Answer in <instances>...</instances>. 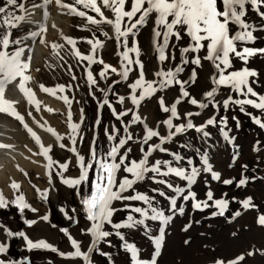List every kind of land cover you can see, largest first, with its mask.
Instances as JSON below:
<instances>
[{
	"label": "rangeland",
	"instance_id": "obj_1",
	"mask_svg": "<svg viewBox=\"0 0 264 264\" xmlns=\"http://www.w3.org/2000/svg\"><path fill=\"white\" fill-rule=\"evenodd\" d=\"M29 1L33 2L34 0ZM1 3H6V0H1ZM62 3L63 5H70L80 9L86 12L88 16L96 19L94 13L88 11L90 9L76 4L75 0H62ZM63 8L65 9V7ZM8 10L14 13L16 8L9 7ZM68 16L63 41L58 40L54 46L49 47V55H44L33 66L35 68L32 67V71L35 74L37 85H40L39 87L43 86V89L54 90L55 95L60 99L67 97L71 101L68 105H72L71 109L77 117L74 118L71 114L72 111L66 114H70L71 118L67 116L64 117V120L61 118V120H57L54 117L58 121V125H53V127H51V122L40 114L28 112V117L31 121L36 120L34 116L39 117L38 121L43 124V129L47 133H49L46 130L48 128L56 130L55 132H60L57 134L63 139L57 140L54 136V141L59 144L62 154L61 159L57 162L60 164L68 163L69 167L67 171L60 169L58 164L57 167L54 166L52 168V174L55 175L54 177L51 176L52 179L54 178L52 186L54 194L53 196H47L46 199L42 195L36 197L34 202H37L39 207L36 208L33 203H31L32 205L29 204L36 211L25 209L21 213L16 206L11 205L4 208L3 211L1 210L0 214V219L5 223L9 221L14 223L15 229L11 230L13 233L23 232L29 240L37 242L32 236L27 234V231L31 229L28 231L31 235L39 241L47 242L58 249V251L53 252L45 249L29 250L23 237L7 236L6 228L4 227V244L7 245V252L0 255V260H3L5 264H83L81 259H70L60 255V253H71L74 251L68 237L61 229H67L72 237L80 242L81 249H86L85 244L89 240L87 227L89 229L91 222L87 219L82 200L89 196L93 190L92 180L95 176V170L89 172L88 182L82 183L78 187H70L64 184L62 180L67 175L69 177L65 178L70 179L80 176L81 170L77 154L83 156L85 162H88L91 159L90 151L94 147L97 153L102 156L121 137H126L128 132L131 133V129L134 126L131 120L119 119L118 121L112 111L116 95L122 93L131 97L132 91H129L126 83L127 86L120 83L123 80L120 81L121 78L117 72L108 70L104 77H101L99 72L100 70L104 71L105 64L111 66V68H118L119 66L118 53L114 47L113 37L110 36L108 24L102 26L89 23L87 20L79 18V16L71 14ZM4 30L0 28V33L4 32ZM20 36L21 33L18 30H11V39L17 40ZM37 36L33 38V42L39 41L40 37ZM69 39L75 41V44L67 43L66 40L68 41ZM89 40L105 43L104 50L100 54L99 52L95 54V60H102L103 64L99 62L89 63L86 59H80L76 55L77 52L81 56L93 55L92 45L87 43ZM73 46L77 52L72 49L74 48ZM20 47H22V43L11 46L8 51L12 52ZM257 64L259 65V62ZM89 72L96 81L95 85H91L88 81ZM61 87L64 89L63 92L59 91ZM36 89L39 92L42 90L41 88ZM130 97L129 109L133 113L136 110V106L132 103ZM233 98L240 99L239 96L235 95ZM105 100L108 101V104L103 103ZM109 105H111V108ZM116 110H120V108L118 107ZM120 111L117 113H121ZM245 113H251V115ZM2 114L16 125H19V120L15 117L5 113ZM210 117L215 119L216 123L207 125L205 132L213 134L206 137L203 132L201 135L196 134L197 131L196 133H193L194 131L182 133L181 136L168 142V153L159 152V158L163 161H169L171 167H178L176 166L177 161L173 159L172 155V153H177L184 158L181 160V167L185 169L190 167L198 168L200 163L197 152L199 143L202 142L200 150L202 160L205 155L203 154L205 151L203 148L206 140H214L220 135V132L218 133L220 130L215 127V125H218L217 119L219 118L222 121V118L226 117V123H230L233 126V131L228 141L231 148H222L218 151L219 155L218 153L215 154V159L214 157L211 158L214 160V166H211V168L214 172L220 174V180L212 179L210 182L211 174L204 171L202 163L200 165L202 173L200 172L196 177L195 183L190 186V189L196 193L197 200L201 201L207 199L206 192L211 190L214 199L223 198L229 202L228 209L223 216L214 215L219 210L211 206L212 201H208L210 207L199 211L193 209L192 200L185 202L182 197H178L177 207H183L184 214L180 215L171 212L169 211L168 198L172 197V195L174 196V189H169L164 184L155 183L151 179L153 174L148 173L145 180L134 185V188L136 191L153 198V207L163 210L166 216H171L170 223L160 225L158 221L146 219L140 214L131 211L132 208L136 207L146 208L147 205L143 204V202L114 201L112 205L117 209L112 217L113 223L125 224L129 215L137 220L144 219L143 225L118 230L123 234L124 241L133 244L138 249V258L140 260L149 261L152 259L155 252L154 239L157 238L158 230L161 231V228H163V243L161 253L156 258L157 264H215L216 260H223L225 264H228L229 261L236 260L240 256H243L244 259L239 264H264V226L257 222L258 217L264 215V128L259 127L253 121V117H258L264 122V115L261 116V114L250 108H245V112H241L238 105L229 104L227 110L221 105ZM236 122L237 124L235 125ZM226 123L223 121V124ZM71 124L79 126L78 134L74 137V144L72 142ZM125 124L129 125L128 132L124 131ZM113 126L119 130V134L113 132ZM106 130L116 136L115 141L108 140ZM61 144L65 145V147H61ZM141 146L147 150L144 145H140L137 149L134 137L132 141H129L125 149H132L129 154L130 159L137 160V154L140 152ZM72 148L76 149V153L71 151ZM125 149H121V153ZM229 151L233 153L230 155ZM189 159L193 161L191 166L187 164ZM72 168L75 169L73 170ZM162 171H166L163 166ZM242 178H247L248 183L245 186L237 187V183ZM156 179L165 180L172 184L174 188L181 185V188L185 189V194H187L189 189V185L185 180L182 181L172 175L158 176ZM224 180H232L233 183L225 185L223 183ZM154 189L164 192L165 195H159L158 192L153 191ZM131 194V191L124 193L126 196ZM249 197L255 207L245 210L240 202ZM236 212L241 214L234 216ZM151 215L152 213L149 211V216ZM68 216L72 217V219H68ZM43 217H47V219L45 220ZM27 221H35V223L29 226L26 223ZM39 221L46 222L48 230L50 229L49 231L52 233L51 236H48L50 239L48 237H40L33 232ZM3 224L0 223V226ZM188 225L191 226L188 227L187 231H184L183 229ZM104 230L112 234L105 242L99 245V252L93 251L90 253L92 264H133L131 254L123 247L124 241L116 235L117 230L113 229L111 225H105ZM91 240L92 237L87 246L91 244ZM100 252H105L109 255L104 256ZM249 253H252V255H249Z\"/></svg>",
	"mask_w": 264,
	"mask_h": 264
},
{
	"label": "snow or ice",
	"instance_id": "obj_2",
	"mask_svg": "<svg viewBox=\"0 0 264 264\" xmlns=\"http://www.w3.org/2000/svg\"><path fill=\"white\" fill-rule=\"evenodd\" d=\"M52 0H45V4L51 3ZM76 4L82 5L84 8L91 9L99 17L100 20H96L94 17L88 16V22L92 24L107 23L110 24L116 34L117 39L126 38L129 36H135L136 31L139 27H143L150 17L155 14L154 23L155 27L153 29V35L157 44V51L159 53V61L164 63L169 60L170 56L166 54L169 48L172 38L175 37L176 41L183 39L184 36L188 37V44L180 49L181 52V65H186L188 63L195 64L197 67L201 66L202 60L210 61L216 70V73L212 76V83L214 87L204 94L205 100L208 103L198 101L195 98L189 96L188 91L185 90L184 86L188 81H182L178 79V74L183 72V67L178 65L174 69L167 71L161 70L156 73L160 79L159 81H147L144 78L143 65L139 60L133 59L129 56V52L135 53L136 56L139 55V49L136 46L128 48L126 40H122L121 43L128 51L123 53L124 59L128 62V67L121 73L124 79H127L129 71H131V65L137 64L140 67L139 78L130 85L132 90V95L130 99L135 106H139L141 101L146 98H151L158 91H162L168 87L175 85L180 86V96L170 105L165 104L163 97L158 98L160 108L165 113H170V117L163 123L167 128V135H161L158 130L147 127L145 125V133L140 140L142 145H147V150L143 146L140 148L141 158L138 160H133L129 158L131 153V148H126L125 146L129 141L133 140L132 133L128 132V124L124 125V131L128 132L126 137H121L104 155H99L96 149L93 147L90 151L91 159L85 162L83 156L78 157L80 176L75 179L63 178L62 182L70 187H78L82 183H86L89 180V172L95 170V176L92 180L93 190L89 196L82 200L87 219L91 222V226L87 229L88 234L92 237L91 244L86 251L81 249V244L78 240L74 239L72 235L67 231V229H61L62 232L68 237L72 248L74 249L71 253H60L61 256L70 259H81L83 264H92L90 253L93 251L99 252V245L105 242L107 238L112 234L109 231L104 230L105 225H111L113 229H116V235L124 241V236L118 230L121 228H132L136 225H143L144 219H134L133 216L129 215L127 217V223H113L112 217L117 211L114 208V201H139L147 205L146 208L136 207L132 208L131 211L140 214V216L152 220L159 221L161 225H167L170 223L172 217L166 216L163 210L153 207V198L149 197L147 194L138 192L135 190L134 185L142 182L147 177L148 173H152L151 179L155 183L164 184L169 189H174L176 196L169 197V211L178 213L180 215L184 214L183 207H177V198L182 197L185 202L192 200V207L194 210L203 211L204 209L210 207L208 201H212V205L217 208L218 213L214 215L223 216L225 211L228 209L229 202L226 199H214L213 192L211 190L206 192V200H197L196 193L191 191L190 186L195 183L196 177L200 174V169L196 167H191L190 173L187 172L183 167L176 168L171 167L170 162L165 160H155L150 162V157H152L154 152L167 153L168 149L162 147V145L170 142L175 136L182 134L190 129H195L197 132H203L204 136H208L207 132H204V128L207 125H214L216 123L215 119L210 118L206 121L205 125L197 126L193 124L191 119H188L192 115L191 112L185 113L186 123L184 124H174V120H179L181 118L180 113L177 110V105L182 103L183 99L187 98L188 102L198 108H206L208 104L211 103L214 107L218 105L219 102L215 101V96L218 93V89L221 87L228 88L232 92L236 93L243 99H234L231 95L223 101V107L225 110L228 109L229 104H235L240 107L241 112H245V105L251 106L258 110L264 111V95L256 92L252 84L255 81L250 82V78L256 77L258 73L255 70L249 69L248 67H242L238 70L229 71L233 67V60L239 59L244 65H247L249 59L256 55H264V48H250V47H240L238 45H247L249 43H255L257 37L254 36V31L256 27L247 22L245 17L247 16L246 6H250L261 19H264V0H75ZM56 3L61 7H69L70 11L80 15L86 16L85 12L78 11L75 7L67 6L61 4V0H56ZM6 5L18 8L20 11H25L24 3H18V0H6ZM101 5L104 8L109 9L113 14V19H109L104 16L101 11ZM126 5L129 7L126 10ZM33 7H39V5H33ZM171 18V19H169ZM25 17L15 15L13 12L8 10V7L0 6V28L5 29L4 32L0 33V113H7L14 116L16 119L23 123V117L16 112L13 102L8 101L4 98V93L7 90V86L14 82L19 81L17 87L21 92L25 94L29 99V103H34L37 109H39V102L35 101L34 93L30 89L25 87V82L31 80V76L27 75L30 70L31 57L24 58V49L16 48L14 51L9 52L8 49L14 45H20L21 41L19 39H11V29H15L19 26V22L23 21ZM230 25H234V28H230ZM264 31V28L261 29ZM40 31H46L42 28ZM39 33L33 32L31 36L34 38ZM207 41V44L204 42ZM43 43V40L41 41ZM69 44H75V41L69 39L67 41ZM92 45V56H81L79 52L76 55L80 59H86L89 63L99 62L103 64V61L95 60L96 50L101 48L103 45L99 41H87ZM175 47V44H172ZM206 48V54L201 57L200 55H193L189 59V54L200 53ZM171 59H175V56H171ZM116 72L117 69L111 68L109 65H104V71L100 73L101 77L105 76L108 70ZM192 80L195 79V71L192 73ZM88 81L91 85H95L96 81L89 72ZM52 95H55L54 90L43 89ZM137 90H139V95H136ZM59 91L63 92L64 89L61 87ZM249 97H253L249 98ZM66 104H70L71 101L67 97H62ZM124 98L119 99V103L123 104ZM104 104H108L105 100ZM111 108V105H109ZM49 111H52L49 109ZM113 115L116 119H121L122 116L128 115L131 109L126 110L123 113H117L115 109H112ZM200 113H195L199 115ZM251 115V113H245ZM70 118V115H69ZM226 123V117L222 118ZM254 123L259 127L264 128V122L258 117H253ZM143 123L141 117L138 114H133L132 123ZM99 123V121H97ZM27 128V125H25ZM72 130V142L75 143V135L78 134V125L71 124ZM48 132L52 133L57 140L63 139L59 136L53 129H46ZM33 138L36 140L41 147V154L48 159V167H52L53 164H58L59 168L63 171H67L69 164H60L57 161H53L49 156V152L52 150L51 146H44L41 144L39 137L32 133L31 129H28ZM113 132L119 134V130L113 126ZM106 135L109 141H115L116 136L109 133L106 130ZM225 139H228L227 132L224 133ZM156 138L158 143H149ZM61 147L65 145L61 144ZM10 147L9 145L0 144V148ZM121 149H125L121 153ZM71 151L76 153V149L72 148ZM173 159L177 162L183 160L177 153H172ZM202 163L205 166L204 171L211 174L213 180L219 181L220 174L214 172L211 166L208 164L207 158L202 159ZM187 164L191 166L193 161L191 159L187 160ZM95 166V169H94ZM163 168L166 171H162ZM123 171L126 175H123L119 182L117 181V174ZM62 175V172H61ZM175 176L181 180H185L189 185L187 194H185V189L175 187L165 180H158V176ZM225 185H230L233 183L232 180H224ZM248 183L247 178H242L237 183V187L245 186ZM13 189L18 190L19 185L13 183L11 185ZM131 191V195H124V193ZM159 193V195L164 196L165 193L154 189ZM226 195V194H225ZM43 198H47V193L42 194ZM2 193H0V208H6L9 205ZM242 207L247 210L250 207H255L252 204L251 198H247L240 202ZM17 209L23 213L25 209H30L31 211H36V209L31 208V206L25 202V198L21 195L17 197L14 201ZM63 211V210H62ZM149 211L152 215L149 216ZM241 213L236 212L234 216H239ZM67 216V214H66ZM68 219L72 217L68 216ZM47 219V217H43ZM258 224L264 226V215L259 216L257 220ZM29 226H31L35 221H27ZM186 226L183 230L187 231ZM3 227V226H0ZM6 235L9 237L19 236L23 237L26 241L27 248L32 249H45L53 252H57L58 249L54 248L47 242L40 240L33 242L28 239V237L23 233H13L10 230L5 229ZM163 228H161V235L159 238L154 239L155 252L151 260L144 261L138 258V249L133 245L124 241L123 247L126 251L131 254L133 264H157L156 258L159 257L161 253L162 243H163ZM187 243V241H185ZM7 252V245L0 242V255ZM101 255L108 256V253L100 252ZM252 255V253H249ZM244 257L240 256L236 260L229 261L228 264H239ZM0 264H5L3 260H0ZM215 264H225L223 260H216Z\"/></svg>",
	"mask_w": 264,
	"mask_h": 264
},
{
	"label": "bare ground",
	"instance_id": "obj_3",
	"mask_svg": "<svg viewBox=\"0 0 264 264\" xmlns=\"http://www.w3.org/2000/svg\"><path fill=\"white\" fill-rule=\"evenodd\" d=\"M20 2L24 3V7L26 10L20 11L18 8H16L14 14L18 16H23L25 17V19L19 22V26L13 30H18L21 33L19 40L22 43V47L20 48L24 49V58L26 59L29 56L31 57L30 70L27 73V75L31 76V80L25 82V87L27 89H30L31 92L34 93L35 101L39 102V109H37L34 103H29L28 97H26L25 94L19 90V88L17 87L19 81L9 84L7 86V90L4 93V98L8 101L13 102L16 112L21 114V116L23 117V123H21V121L19 120L18 121L19 125H16L12 121H10V119L7 116L0 113V144L10 146V147L0 148V193H2L3 197L10 202L8 206L11 205L15 206L14 201L17 199V197L22 195L25 198L26 203L28 204L33 203L34 204L33 206L37 208L39 207V205L37 204V202L36 203L34 202L36 201L35 199L36 197H39L43 193H47V196L49 195L53 196L54 194L53 193L54 189L52 187L54 178L52 179L51 176L52 177L55 176L52 174V168L54 166L57 167V164H53L51 168L48 167L49 164L48 159H46L41 154L40 144L36 142V140L33 138V136L28 131V129H31L32 133H35V135L39 137L41 144H43L44 146H51L52 150L49 152V156L52 158L53 161H59L61 159L62 154L60 152L59 144H56V142L54 141V135L50 132L47 133L43 129V124L40 123V121H38L39 117L34 116V118H36L35 121L29 120L28 112H32L33 114L37 113L42 115V117H46L51 122V127H53V125L54 126L58 125L57 120H61V119L64 120V117L70 115V114L68 115L66 114L67 112L72 111L71 109L72 105L66 104L64 100L60 99L57 95H52L49 92L42 90L41 92L37 91L36 88L42 89V87H39L40 85L39 86L37 85L35 80V74L32 71V67L37 62H39L44 55H49V49H48L49 47L54 46L58 40H62L64 38V29L67 23L66 21L69 17L68 15L70 14L72 15L73 12L70 11L69 7H65V9H67L65 10L63 7H61L59 4L56 3V0H52L51 3H47V4H45V0H34L33 2H30L29 0H18V3ZM97 3L99 4L100 0H97ZM61 4H63L62 0H61ZM33 5H39V7H33ZM0 6H5L8 8L10 7L7 6L6 3L4 4L1 3ZM218 6H220L219 0H218ZM125 7L127 10L129 5H126ZM246 8H247V16L245 17V19L249 24L254 25L256 27V31H254L253 34L254 36L257 37V39L254 44L249 43L247 45H238V49L244 46L250 48H264V31L261 30L262 28H264V19H261V17L254 10H252L250 6H246ZM77 10L80 12H84L80 9ZM261 10L264 11V9ZM88 11L94 13V15L96 16V20L98 21L100 20V17L94 11H92L91 9ZM101 11L104 13V16L108 17L109 19L114 18L112 12L109 9L104 8L102 5H101ZM87 16L88 15L86 16L79 15V18L88 21V19L86 18ZM154 17L155 14H153V16L148 19V22L143 27H139L134 37L129 36L126 38L117 39L113 27L110 24H108V29L110 30V34H111L109 35L113 37L114 47L117 50L119 57V66L118 68L116 67L114 68L117 69L116 72L118 76L121 78L120 80H123L120 83L122 84L126 83L128 86L126 84L125 85L129 88V91H132L130 85L133 84L139 78L140 67L137 64H132L131 71H129L127 79H124L121 76V73H123L128 67V62L123 57V53L125 51H128V48H131L133 46L138 47L139 55L136 56L135 53L129 52V56L132 57L133 59L139 60L140 63L143 65V73L145 80L159 81L160 78L156 76L157 72L161 70L167 71L170 69H174L178 65H181L180 49L182 47L187 46L189 42L187 36H184L183 39L179 41H176L175 37H173L172 42H170L169 48L167 49L166 52V54H168L170 58L164 63H161L158 58L159 57V53L157 51L158 42L155 41L153 35V29L155 27ZM105 24L107 23H99L98 25L104 26ZM234 27H235L234 25H230V28H234ZM42 28L46 29V31L43 32L40 31ZM33 32L39 33V35L37 36L40 37L38 42H33V37L31 36V33ZM42 40L43 43L41 42ZM122 40L127 41L128 48H125L123 46V44L121 43ZM100 43L103 46L96 50V53L99 52V54L101 51L104 50L103 48H105V43L102 42ZM173 43L175 44V47L172 46ZM204 43L207 44V41H205ZM72 49L76 51L75 48ZM206 51L207 50L205 48V50L201 51L200 53L189 54L188 58L191 59L193 55H197V54L203 57L206 54ZM171 56H175V59H171ZM258 62L259 65L257 64ZM232 63H233V67L229 69V71L238 70L242 67H248L249 69L255 70L258 73V75L256 77L250 78V82L255 81V83L252 84L253 89L259 94L264 95V55L258 54L256 56L251 57L247 65H244L239 59H234ZM181 66L183 67V72L178 74V79L182 81H188V83L185 84L184 88L186 91H188L189 96L191 98L197 99L198 101L208 103L205 100L204 94L214 87L212 83V76L216 73V70L213 67L212 63L207 60H202L200 67H197L195 64H192L191 62ZM193 71H195L194 80L191 79ZM180 91H181L180 86L175 84L162 91H158L151 98H146L143 101H141L140 105L138 107L136 106V110L133 113L130 111L128 115L121 117V119L123 120H131V122H132L133 114H138L141 117L143 123H139V122L134 123L135 127L133 126V128L131 129V133L133 137L136 139L137 149L139 148L140 145H142L140 143V140L145 133V125H147V127L149 128L158 130L161 135H167V128L163 122L170 117V113H165L161 110L160 104L158 102V98L163 97L165 100V104L170 106L176 100V98L180 96ZM136 94L137 96L139 95V90H137ZM230 95L232 97L234 95L238 96L236 93L232 92L228 88H224V87L219 88L218 93L215 96V101L219 102L218 105L214 107L211 103H209L208 107L203 109L190 104L188 102V99L185 98L183 99L182 103L177 105V110L180 113L181 118L179 120H174L173 122L174 124L186 123L187 121L184 114L191 112L194 115H192L188 119H191L193 124L197 126L205 125L206 121L211 118L210 116L213 113H215V111L221 105H223V101L227 99L228 96ZM121 97L124 98L123 104L119 103V99ZM129 97L130 96L128 94H122V93L116 95V100H114L113 102V109H115L116 112L121 110L120 111L121 113L128 110L130 107ZM243 98L244 97H240V99ZM249 98L254 99L253 97H249ZM118 107L120 108V110H116L118 109ZM244 107L250 108L251 110L258 112L259 114H261V116L264 115V111L258 110L248 105H245ZM49 109H51L52 111H49ZM197 112L200 114L195 115V113ZM5 114L10 115L7 113ZM71 114L74 116V118L77 117V115L73 113V111L71 112ZM217 121H218L217 122L218 125H215V127H217V129L220 130L218 131V133L220 132V135L216 137L214 140L207 139L208 141L206 140V144L204 145L203 148L205 149L203 153L205 154L204 158L205 157L207 158L208 164L210 166H214V162H213L214 160L211 158L214 157L215 159L216 157L215 154H217L219 150L226 147L231 148V146H229L228 141L230 139L231 132L233 131L232 129L233 126H231L230 123L223 124V120L221 121V119L219 118L217 119ZM236 124L237 122L235 123V125ZM25 125H27V128L25 127ZM205 129L206 128H204L203 130L204 132ZM191 131H194L193 133H196L195 129L187 130L184 133H189ZM225 132H227L228 134V139H225L224 136ZM56 133H60V132L57 131ZM201 133L202 132H197L196 134L201 135ZM208 134L210 135L213 133L208 132ZM181 135L182 134H179L175 136L173 139ZM158 142L159 141L156 138H153V140L150 141L149 143H158ZM201 143L202 142L199 143L197 149L199 156L198 158L200 161L198 169H200V165L202 164V160L200 157ZM144 146L147 148V145ZM162 147L168 148V143L162 145ZM229 152L230 155L233 153L231 151ZM137 155H138L137 157L138 160L141 158V153L139 152ZM159 157H160L159 151L154 152L152 157H150V162H154L155 160H160ZM180 165H181V161L176 162V166H178L176 168H181ZM185 170L190 173L191 167ZM123 175H126V173H123V171L117 174L118 182ZM65 177H69V175ZM211 180L212 177L210 178V182ZM13 183L19 185L18 190L13 189L11 187ZM177 187L181 188V185ZM175 196L176 193L174 194V196L172 195V197ZM62 207L64 208L63 205ZM1 210L3 211L4 208H0V214L2 212ZM0 223L1 224L4 223L3 224L4 226L1 225L3 227H0V242L4 243L3 228L5 227L7 230L11 231L15 229V225L11 221L5 223L4 221H2V219H0ZM38 223L37 226L35 225L36 228L34 229L33 232H35V234H37L40 237L51 236L52 233L49 231L50 229L48 230L46 222L39 221ZM158 223L160 224L159 221ZM28 231L27 234L29 236H32L33 239L39 241ZM88 236L90 240L91 236L89 234ZM48 239H50V237H48ZM89 240L87 242V240L85 239L87 243H89ZM87 243L85 244L86 245L85 248L88 247Z\"/></svg>",
	"mask_w": 264,
	"mask_h": 264
}]
</instances>
